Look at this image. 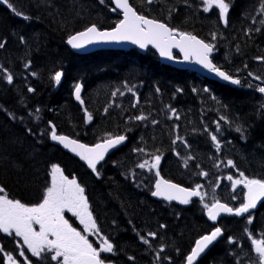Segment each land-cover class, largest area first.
Instances as JSON below:
<instances>
[{"label": "trees", "instance_id": "1", "mask_svg": "<svg viewBox=\"0 0 264 264\" xmlns=\"http://www.w3.org/2000/svg\"><path fill=\"white\" fill-rule=\"evenodd\" d=\"M129 2L139 14L212 44L214 65L238 77L241 84L222 85L161 65L151 51L144 55L134 50L88 55L69 51L64 42L70 33L90 23L99 28L114 24L118 15L108 0L103 4L100 0H8L22 15L0 7V42H6L0 48V66L13 76L9 84L0 70V187L11 199L37 204L49 184L50 166L57 164L65 176L75 177L85 188L100 231L114 244L115 253L107 254V262L184 264L194 239L212 228L205 220L203 204L199 199L179 207L151 200L154 176L136 165L161 155L159 170L164 178L188 188L213 185L212 201L231 206L241 202L242 188L232 199L227 191L229 175L243 172L249 178L264 179V94L256 90L264 86V61L257 59L264 57V9L262 0H226L230 10L225 23L218 9L206 13L193 0ZM56 72L63 74L59 84L54 80ZM109 74L125 75L132 86L129 92L122 85L119 91L124 95L117 94L111 106L103 97L96 100L108 89ZM91 76L98 84L85 93L86 109L93 117L86 124L83 109L71 97V87L81 80L86 88ZM30 87L34 91L29 92ZM122 96L128 100L122 101ZM140 115L147 119L136 120ZM49 122L58 133L86 143L115 134H125L127 140L98 166L99 176H93L49 142ZM209 133L221 137L220 149ZM178 136L183 142L173 144ZM139 148L145 152L133 151ZM189 156L193 159L185 166ZM229 159L234 167L227 166ZM202 171L208 175L201 176ZM250 215L251 224L247 223L249 215L222 218L218 223L222 237L196 264H256L249 237L264 241V202ZM137 232L143 236L157 233L155 239L148 237L151 247L140 241ZM229 237L235 242L230 244ZM0 243L3 250L12 251L10 241L1 234ZM161 245L169 252L157 262L156 248ZM39 264L54 263L46 259Z\"/></svg>", "mask_w": 264, "mask_h": 264}, {"label": "snow or ice", "instance_id": "2", "mask_svg": "<svg viewBox=\"0 0 264 264\" xmlns=\"http://www.w3.org/2000/svg\"><path fill=\"white\" fill-rule=\"evenodd\" d=\"M7 4L9 8H12L17 16H21L22 13L16 11L8 0H0ZM103 4L105 0H100ZM154 0H146L147 4H152ZM115 7L112 11L117 9L122 11L123 19L120 20L116 26L110 31H100L96 25L87 27L84 31L78 32L69 36L67 43L73 49H81L87 44H91L98 41L103 42H119L130 41L132 44L138 45L141 49L151 45L157 49L161 57H166L169 60L173 59L172 49L178 48L183 53L184 60L194 59L197 64L203 66L209 72L215 73L216 76L222 78L225 81H230L234 85H239L240 80L232 78L229 74L222 71L219 67L213 64L209 59L210 53L213 52V45L206 43L203 40L198 39L196 36L189 33L180 32L177 29L170 28L167 24L162 23L155 19H149L144 15L138 14L137 11L131 6L129 0H112ZM203 11L209 12L211 9H218L219 19L227 23V15L230 10V4L226 0H202ZM262 9H264V0H262ZM23 19L28 20L30 17L23 16ZM264 23V21H261ZM216 38L213 33V39ZM21 42H24V38L21 37ZM6 42H0V48L5 47ZM257 59L264 61V57H258ZM25 67H29L28 64ZM0 70L5 73V78L9 84L13 82V76L7 72V69ZM35 75V73H33ZM62 73L56 72L54 80L57 84L62 79ZM249 73V76H252ZM254 79L261 80L259 76H255ZM127 87V86H126ZM129 92H132V88H127ZM259 93L264 94V86H258L256 89ZM29 92L34 91L31 87ZM82 85L77 82L74 85V96L77 101L83 105L81 99ZM159 91V89H157ZM180 91V89H177ZM195 91V89H194ZM207 91V89H205ZM117 94L124 95V92L119 89L112 93L113 97ZM135 95V93H133ZM135 107V105H133ZM39 112V109L36 110ZM107 111V109H105ZM175 113V109L171 110ZM85 122L93 119L92 115L85 109ZM178 118V117H177ZM136 120H145L146 116L140 115L135 117ZM224 120L225 117H221ZM153 124L157 121L153 120ZM30 131V130H29ZM207 131V129H205ZM220 131V126L217 123V132ZM237 132H241L242 129L237 126ZM211 140L217 149H220V143L218 137L215 134L209 133ZM50 138L54 142H58L65 149H69L75 153L79 158L86 162L89 169L93 173L99 176V170L97 165L105 159L106 153L110 149H114L121 145L126 137L124 135L109 136L102 142L95 144L94 146H88L77 140L70 139L66 135L57 134L55 125L50 122ZM177 140L183 142V138L177 137L173 140V144ZM185 146L188 145L185 142ZM134 152H145V149H133ZM177 155H179L177 153ZM193 157L189 156L184 160L185 166L188 161ZM161 162V155H152L150 160L145 159L143 162L136 165L139 169H147L149 171L155 170V190L151 192L153 197H163L164 200L173 201L178 200L181 204H188L192 197H199L207 216L210 220L216 221L217 217L221 213L234 214L237 217L242 214L249 213L250 209H254L257 206V202L264 198V179H255L247 177L243 172L239 173V178L234 179L232 175H229L227 179L231 181L233 190L238 185H242L244 191L243 203L239 207L233 208L225 203H221L219 200H214L211 205L204 202L205 193L201 192L202 185H196L193 189H187L180 187L171 181L165 180L159 170ZM228 167H234V163L231 159L227 160ZM199 167V165H197ZM135 179V173L130 174ZM201 176H207L208 173L200 172ZM232 199H236L235 196ZM71 213L76 217L83 226V232L78 231L73 227L69 220L65 218V213ZM248 224L252 223L251 215H249ZM38 226L39 230H36ZM161 228L166 227L164 224L160 225ZM248 232V229H245ZM0 233L19 237L23 241V245L26 246L27 251L31 253L33 257L41 259H47L46 254H51V261L55 264H106V257L103 254H114V244L110 239L104 235H101L100 228L98 227L97 220L94 218L88 198L85 194V188L78 183L75 177L69 179L65 176L61 167L57 164L50 166V185L47 186L43 192L42 199L38 204L27 205L18 199H11L5 192L3 187H0ZM95 235L99 240V247H94L93 242L90 241L89 236ZM140 241L151 247L150 241L147 237L153 239L156 238L157 233L148 232L147 237L140 235L137 232ZM222 236V229L215 227L214 230L207 235H204L195 241L194 247H192L190 253L186 256V264H194L197 258L209 248ZM255 253L257 254L256 264H264V241L257 240L249 237ZM230 244L234 243L232 237L228 238ZM19 247V245H18ZM2 251V249H0ZM164 251L163 246L159 249L156 255V261L158 262L161 257L160 253ZM20 257H24L23 264H31V260L25 256V252L22 250L19 252ZM133 257H129V260H133ZM170 259V258H165ZM5 264H18L17 259L12 254H6L4 257Z\"/></svg>", "mask_w": 264, "mask_h": 264}, {"label": "water", "instance_id": "3", "mask_svg": "<svg viewBox=\"0 0 264 264\" xmlns=\"http://www.w3.org/2000/svg\"><path fill=\"white\" fill-rule=\"evenodd\" d=\"M111 3H112V0H111ZM0 4H3V2H0ZM112 5H113V7H115L114 3H112ZM117 11H118L119 13H121V15H122V19H123L122 11L119 10V9H117ZM122 19H121V20H122ZM115 26H116V25H115ZM115 26H114V27H115ZM112 29H113V28H112ZM112 29H109V30H102V31H110V30H112ZM66 44H67V46H68L69 48H71L73 51H75V52H77V53H86V52H90V51L97 50V49H121V50H128V49H130V48H134V49H136L137 51H139L140 53H144V52L146 51L147 48H150V49H151V50L157 55L158 60H159L160 63H162V64H165V65H168V66H171V67L177 68V69H181V70H187V71L193 72V73H195V74H197V75H199V76H201V77H203V78L210 79V80H215V81H217V82H219V83L227 84V85H229V86H231V87H235V86H236V85L232 84L230 81H225V80H223L222 78L216 76L215 73L209 72L207 69L203 68L202 65L197 64V63L195 62L194 59H190V60H187V61L184 60L183 53H181V52L179 51L178 48H173V49H172V55H173V53H175L178 57L175 58V57L173 56V59L169 60V59L166 58V57H161L160 54H159V52H158V50L155 49V48H153L151 45H148L146 48L141 49L138 45L132 44L130 41H119V42H114V41H110V42L98 41V42H94V43H91V44H87V45H85V46H84L83 48H81V49H73V48L67 43V41H66ZM209 59H211V53H210ZM234 79H235V78H234ZM52 142H53L54 144L58 145L63 151H65V152H67L68 154H70V155H72L73 157H75L79 162H81L82 164H84L90 172H92V170L88 168L86 162L82 161V160L79 158V156H77L75 153H73V152L70 151L69 149H65V148H64L62 145H60L58 142H54V141H52ZM99 143H100V142H99ZM96 144H97V143H96ZM91 146H94V145H91ZM112 150H113V149H110L109 152L106 153L105 157H106V156H107ZM103 161H104V160H103ZM101 162H102V161H101ZM101 162H100V163H101ZM100 163H99V164H100ZM92 173H93V172H92ZM172 183H173V182H172ZM154 184H155V182H154ZM154 184H153V191L155 190V188H154ZM174 184H175V183H174ZM177 185H178V184H177ZM179 186H180V185H179ZM180 187H183V186H180ZM183 188H185V187H183ZM187 189H189V188H187ZM244 191H245V190H244ZM243 195H244V192H243ZM150 197H151L152 199H154V200H158V201L161 200V201H165V202H170V203H173V204L178 205V206H187V205H188V204H186V205H185V204H181L178 200L167 201V200H164L163 197H153L151 194H150ZM196 198H197V197H192V198L190 199V201L193 200V199H196ZM263 201H264V198H262L261 201H258V202H257V206H256V208H254V209H250V210H249V213L255 211ZM221 203H222V202H221ZM242 203H243V200H242ZM246 214H248V213L242 214V216H240V217H243V216L246 215ZM224 216H228V217H237V216H235L234 214L221 213V214L217 217V220H216V221H212V220H210V219L208 218V216H206V219H207V221H208L209 223L215 224V223H216L221 217H224ZM240 217H238V218H240ZM212 231H213V230H212ZM212 231H211V232H212ZM211 232H210V233H211ZM210 233H208V234H210ZM205 235H207V234H205ZM203 236H204V235H203ZM201 237H202V236H201ZM199 238H200V237H199ZM199 238H198V239H199ZM196 240H197V239H196ZM196 240H195V241H196ZM217 240H218V238H217ZM217 240H216V241H217ZM216 241H215V242H216ZM215 242H213V244H214ZM213 244H212V245H213ZM194 245H195V242H194V244H193L192 247H194ZM212 245H210L209 248H210ZM209 248H208V249H209ZM191 249H192V248H191ZM208 249H206V251H205L204 253H202L201 256L197 258V260H199L201 257H203V256L206 254V252H207ZM190 251H191V250H190ZM189 253H190V252H189ZM195 262H196V261H195ZM195 262H194V263H195ZM185 264H186V261H185Z\"/></svg>", "mask_w": 264, "mask_h": 264}, {"label": "rangeland", "instance_id": "4", "mask_svg": "<svg viewBox=\"0 0 264 264\" xmlns=\"http://www.w3.org/2000/svg\"><path fill=\"white\" fill-rule=\"evenodd\" d=\"M193 1H194V3L196 2L195 3L196 5H198V3H199V5H201L203 7L202 0H193ZM263 19H264V13H263ZM237 79H239V78H237ZM231 131H234V130L232 129ZM218 141H219L220 144H222V139H221L220 136H218ZM223 150L226 151V152H230L227 149H223ZM232 176H233L234 179H238L239 178V173L234 172V173H232ZM217 177H219V175ZM206 181H208V179ZM226 181H228L227 191L229 192V194L231 195V197L235 196L237 198L236 191L239 188H242V185H238L237 188L235 190H233L232 185H231V181H229L228 179ZM210 187H211V189H210ZM212 187H213V185L210 186V184H209V186H207V189L206 188L205 189L201 188V191L206 194L204 200H208L205 203H208L209 205H211V203H213L212 198L214 197V193H215V190ZM35 227H36V230H39L38 229V226H35ZM78 231H80V230H78ZM161 246H163V248H164V251L162 253H160V257L162 258V257L166 256V254L169 252V250L166 249V246H164V245H161ZM161 246H159V247L156 248V253L159 252V249L161 248ZM96 247H99V242L97 243V246ZM254 261L255 262L257 261V256L256 255L254 257Z\"/></svg>", "mask_w": 264, "mask_h": 264}, {"label": "bare ground", "instance_id": "5", "mask_svg": "<svg viewBox=\"0 0 264 264\" xmlns=\"http://www.w3.org/2000/svg\"><path fill=\"white\" fill-rule=\"evenodd\" d=\"M212 54V53H211ZM138 71V70H137ZM213 81H215V80H213ZM215 82H217V81H215ZM217 83H219V82H217ZM220 84H222V83H220ZM222 85H227V84H222Z\"/></svg>", "mask_w": 264, "mask_h": 264}]
</instances>
